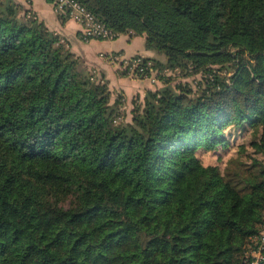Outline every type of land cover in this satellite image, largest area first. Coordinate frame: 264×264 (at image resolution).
Listing matches in <instances>:
<instances>
[{
    "label": "trees",
    "instance_id": "trees-1",
    "mask_svg": "<svg viewBox=\"0 0 264 264\" xmlns=\"http://www.w3.org/2000/svg\"><path fill=\"white\" fill-rule=\"evenodd\" d=\"M77 1L165 60L121 63L150 84L124 121L123 94L30 7L0 0V264H264V0ZM232 129L250 132L249 166L178 172ZM157 241L182 256L158 258Z\"/></svg>",
    "mask_w": 264,
    "mask_h": 264
},
{
    "label": "crops",
    "instance_id": "crops-1",
    "mask_svg": "<svg viewBox=\"0 0 264 264\" xmlns=\"http://www.w3.org/2000/svg\"><path fill=\"white\" fill-rule=\"evenodd\" d=\"M15 1L30 7L50 30L60 35L72 52L94 68L98 77L104 76L112 92L123 94L127 104H130L136 94H142L149 87L148 81L120 74L121 63L134 56L144 58L153 56L154 53L145 48L144 38L120 35L111 40L84 41L81 37L80 24L70 17L62 19V15L49 0H27L30 4L25 0Z\"/></svg>",
    "mask_w": 264,
    "mask_h": 264
},
{
    "label": "rangeland",
    "instance_id": "rangeland-1",
    "mask_svg": "<svg viewBox=\"0 0 264 264\" xmlns=\"http://www.w3.org/2000/svg\"><path fill=\"white\" fill-rule=\"evenodd\" d=\"M130 36L142 37L134 34H130ZM150 51L154 53L151 58L156 59L159 62H164L165 57L162 54H159L153 50ZM215 68L217 69L219 68V66H216ZM216 73L219 72L216 71ZM224 73L225 72L222 71V74ZM165 74H167V76L173 77L175 82H188L193 88L196 83H201V81L203 80L201 74H192L190 76H185L184 72L179 73V71H167V73ZM228 75L231 74L227 73V76ZM133 99L134 97L132 98V100ZM131 102L130 104H128V108H122L124 110V116L122 120L124 121H129L131 119L130 112L133 109V102ZM230 133L231 135L229 136L228 145L226 147H219L216 150H212L209 148V146L199 145L195 150L189 151L183 157L176 158L175 167L177 168L178 172H180L185 177H195L201 175L207 166H216L221 173H224L225 170L228 169V167L232 171L239 164L249 166L251 160L248 157L253 156V150L248 144L251 138L250 132L232 129ZM235 160L238 161L237 165H234V163H232ZM153 249L156 256L161 259L182 256V252L178 248L173 247L163 241H157L153 243ZM254 256H256L257 259L261 258V256L259 255L254 254Z\"/></svg>",
    "mask_w": 264,
    "mask_h": 264
},
{
    "label": "built area",
    "instance_id": "built-area-1",
    "mask_svg": "<svg viewBox=\"0 0 264 264\" xmlns=\"http://www.w3.org/2000/svg\"><path fill=\"white\" fill-rule=\"evenodd\" d=\"M49 2H51L56 9L65 8L68 11L69 17L80 24L82 31L81 37L84 41L91 39L111 40L116 38L115 34H113L103 23L98 21L94 15L77 0H49ZM140 63V59L134 60L129 67V72H132L134 68H137L136 66ZM125 64L129 65L128 62H125ZM145 68H139L138 73H143ZM147 80L152 83L154 82L153 78L147 77Z\"/></svg>",
    "mask_w": 264,
    "mask_h": 264
}]
</instances>
